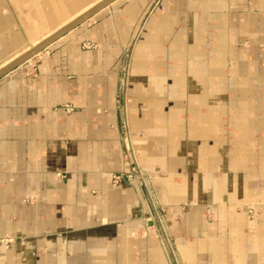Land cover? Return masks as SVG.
Masks as SVG:
<instances>
[{
    "label": "crops",
    "instance_id": "crops-1",
    "mask_svg": "<svg viewBox=\"0 0 264 264\" xmlns=\"http://www.w3.org/2000/svg\"><path fill=\"white\" fill-rule=\"evenodd\" d=\"M94 1L0 0V66ZM0 264H264V0H116L0 78Z\"/></svg>",
    "mask_w": 264,
    "mask_h": 264
},
{
    "label": "built area",
    "instance_id": "built-area-1",
    "mask_svg": "<svg viewBox=\"0 0 264 264\" xmlns=\"http://www.w3.org/2000/svg\"><path fill=\"white\" fill-rule=\"evenodd\" d=\"M125 53L127 54V50L125 51ZM120 68L127 71L126 72L127 74L126 76H122L120 79V85H119V90H118V95H117L118 103L121 102V96L125 92V89H126L129 62L127 65H124L123 62H121ZM125 157L128 160L130 171L125 172V173L113 174L111 177L112 184L114 186H121L127 182H132L136 180L146 186L149 181V176L147 175L146 172H144L141 169L139 165V156L133 146V142L130 137H128L125 140ZM249 212L252 214L254 211L250 210ZM156 231H157L159 238L164 243V245L167 247V249L168 248L172 249L173 239H172V236L170 235L171 231L168 225L163 221V219H159Z\"/></svg>",
    "mask_w": 264,
    "mask_h": 264
},
{
    "label": "water",
    "instance_id": "water-1",
    "mask_svg": "<svg viewBox=\"0 0 264 264\" xmlns=\"http://www.w3.org/2000/svg\"><path fill=\"white\" fill-rule=\"evenodd\" d=\"M115 0H103L102 2L98 3L96 6L88 10L85 14H83L81 17L67 25L66 27L62 28L55 34L51 35L47 39L43 40L38 45L34 46L30 51L19 57L18 59L11 62L9 65L5 66L0 70V78L14 70L15 68L23 65L24 63L28 62L30 59L35 57L37 54H39L41 51L46 49L48 46H50L53 42L70 32L72 29L76 28L80 24L87 21L89 18L93 17L96 13L104 9L105 7L109 6L111 3H113Z\"/></svg>",
    "mask_w": 264,
    "mask_h": 264
},
{
    "label": "bare ground",
    "instance_id": "bare-ground-1",
    "mask_svg": "<svg viewBox=\"0 0 264 264\" xmlns=\"http://www.w3.org/2000/svg\"><path fill=\"white\" fill-rule=\"evenodd\" d=\"M103 0H97L96 2L94 1L92 3V5H89V7L86 9H84L83 11H79L76 15H74L72 18L65 20V23L58 26L56 29H54V31L52 33H49V35L45 38H43L41 41H39L38 43L29 46V48H27L26 50H24L22 53L16 55L15 57L11 58L10 60H8L6 63H2V65L0 66V70L2 68H4L5 66L9 65L11 62H13L14 60L18 59L19 57H21L22 55H24L25 53H27L28 51H30L34 46L38 45L39 43H41L43 40L47 39L48 37H50L51 35L55 34L56 32H58L59 30H61L62 28L66 27L67 25H69L70 23H72L73 21H75L76 19H78L79 17H81L83 14H85L88 10H90L91 8H93L94 6H96L98 3L102 2ZM116 1V0H115ZM114 1V2H115ZM112 4V3H111ZM110 4V5H111ZM109 5V6H110ZM108 7V6H107ZM106 8V7H105ZM103 10V9H102ZM99 13V12H98ZM96 15V14H95ZM73 30V29H72ZM71 30V31H72ZM69 33V32H68Z\"/></svg>",
    "mask_w": 264,
    "mask_h": 264
},
{
    "label": "rangeland",
    "instance_id": "rangeland-1",
    "mask_svg": "<svg viewBox=\"0 0 264 264\" xmlns=\"http://www.w3.org/2000/svg\"><path fill=\"white\" fill-rule=\"evenodd\" d=\"M130 54H131V49H127V54L124 52V56H123V58H122V62H123V64L124 65H127L128 64V62H129V60H130ZM122 71H121V73H122V75H121V77L122 76H126V72L127 71H125L124 69H121ZM171 236H172V239H173V244H174V242H175V240H174V237H173V235H172V233L170 234ZM174 246V245H173ZM167 248V247H166ZM174 250V247L171 249V248H168L167 249V251L168 252H170V254H173V251Z\"/></svg>",
    "mask_w": 264,
    "mask_h": 264
}]
</instances>
